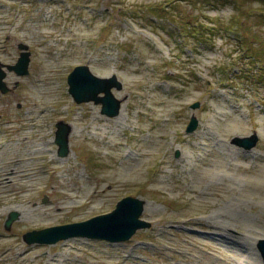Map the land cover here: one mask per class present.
Here are the masks:
<instances>
[{
	"label": "rangeland",
	"instance_id": "374dc122",
	"mask_svg": "<svg viewBox=\"0 0 264 264\" xmlns=\"http://www.w3.org/2000/svg\"><path fill=\"white\" fill-rule=\"evenodd\" d=\"M22 52L29 53L26 75L8 69ZM82 65L121 82L111 93L125 122L114 123L120 111L109 117L102 103L72 97L68 76ZM0 67L7 87L0 91V166L11 158L26 162L35 150L31 141L43 137L50 142L45 158H58V193L36 192L40 202L49 205L71 185L82 197L80 206L62 214L52 209L36 217L38 227L22 231L21 242L35 245L43 260L63 253L59 264H232L238 256L211 238L221 214L230 234L257 236L258 250L264 239V0H10L0 8ZM36 89L46 91L31 97ZM41 105L46 111L39 116L34 111ZM193 118L196 128L187 131ZM60 122L70 127L65 156L56 142ZM254 134L251 150L233 143ZM50 184L43 177L39 188ZM128 196L145 201L140 218L150 227L126 241L29 244L24 238L110 213ZM12 212L0 218V230L16 229L18 213L5 226ZM72 248L79 259L68 256ZM0 264L25 263L9 253L0 254Z\"/></svg>",
	"mask_w": 264,
	"mask_h": 264
},
{
	"label": "bare ground",
	"instance_id": "6f19581e",
	"mask_svg": "<svg viewBox=\"0 0 264 264\" xmlns=\"http://www.w3.org/2000/svg\"><path fill=\"white\" fill-rule=\"evenodd\" d=\"M10 0H0V8L4 6ZM9 59V56L4 57ZM106 75V74H105ZM46 90L36 89L35 93H31L30 96L41 95ZM48 91V90H47ZM158 102V101H155ZM34 111V110H33ZM46 109L44 105L35 109V114L41 116L45 113ZM127 115H122V110L119 115L114 118V123L118 125L123 119L124 122ZM71 134L73 130L71 128ZM26 141V138H23ZM34 143L35 150L27 155V161L24 162L21 158H11L2 167L0 166V218L7 215L8 212L15 210L19 214L17 219L16 229L14 231L0 230V254L7 255L14 253L16 259L19 262L25 264H59L60 257H63V253L54 254L50 258L42 259L41 253L37 250L35 245H28L20 240L22 231L30 228L38 227L41 223L36 221V217L51 215L50 211L53 209L55 213L62 214L67 211V207H77L81 204L78 201L80 196L79 191L72 193V185L68 187L66 191H62L59 197L55 196L49 205L42 204L36 192L41 194H57L58 183L56 181V175L58 172L55 162L57 157L51 156L45 158L49 141L43 137H38L31 141ZM44 160L45 164L39 167L37 170L26 169L32 161ZM42 167V168H41ZM50 177L51 184L49 190L45 191L39 188V183L43 181V177ZM15 181H18L17 183ZM78 202V203H77ZM87 203L84 202V204ZM83 204V203H82ZM223 217V219H221ZM221 218L213 221V237H211L216 243L223 244L227 251L232 254L231 258L238 256L236 261L232 264H263L260 253L255 247V241L258 238L254 237L253 233H245L243 235L235 236L229 233L231 225L226 222L224 216L221 214ZM235 218V215H232ZM212 236V235H211ZM264 238V235H262ZM38 251V252H37ZM68 256L72 260L79 259V253L76 249L72 248L68 250ZM33 257V260L28 258Z\"/></svg>",
	"mask_w": 264,
	"mask_h": 264
},
{
	"label": "water",
	"instance_id": "95a60500",
	"mask_svg": "<svg viewBox=\"0 0 264 264\" xmlns=\"http://www.w3.org/2000/svg\"><path fill=\"white\" fill-rule=\"evenodd\" d=\"M26 49V47H22ZM29 53L22 52L17 64L8 66L9 70L18 75L28 73ZM4 71L0 67V91L6 92L7 87L3 82ZM69 92L78 103L94 101L102 103V113L109 117L118 115L121 103L111 93L112 88L121 89L122 84L115 76L99 78L93 75L88 66H77L68 76ZM100 92L104 95L100 96ZM198 106V105H195ZM197 125L195 118L187 127V131H194ZM56 142L59 145V155L68 153V134L70 127L66 123L57 124ZM251 138V139H250ZM250 138H235L233 143L244 149L255 147L257 136ZM145 201L137 197H125L118 202L116 209L111 213L99 215L89 220L68 225L56 226L41 231H32L25 234V240L31 243H56L73 237H88L102 239L110 242H122L139 229L150 227V224L140 218L144 210ZM17 218V213L12 212L6 221V228ZM258 249L264 258V239L258 243Z\"/></svg>",
	"mask_w": 264,
	"mask_h": 264
},
{
	"label": "trees",
	"instance_id": "16d2710c",
	"mask_svg": "<svg viewBox=\"0 0 264 264\" xmlns=\"http://www.w3.org/2000/svg\"><path fill=\"white\" fill-rule=\"evenodd\" d=\"M192 28H193V26H192V25L187 27V29H188V31H189V32H190V30H191ZM195 35H197V34H196V33H194V36H195Z\"/></svg>",
	"mask_w": 264,
	"mask_h": 264
}]
</instances>
